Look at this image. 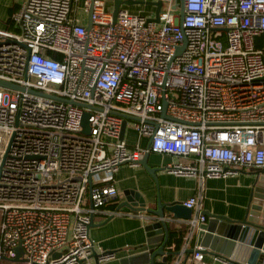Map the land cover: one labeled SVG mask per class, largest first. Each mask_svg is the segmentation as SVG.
Instances as JSON below:
<instances>
[{
    "label": "built area",
    "instance_id": "1",
    "mask_svg": "<svg viewBox=\"0 0 264 264\" xmlns=\"http://www.w3.org/2000/svg\"><path fill=\"white\" fill-rule=\"evenodd\" d=\"M141 1L161 2L157 23L148 21L155 6L143 15L122 5L114 20L112 0H24L13 30L0 32V80L24 88L0 87V264L16 248L26 264L114 260L89 225L116 214L107 209L120 197L114 176L146 153L168 157L164 172L197 184L182 203L192 215L170 264H183L186 249L185 264H206L201 247L189 248L206 221L205 181L264 169V46L255 49L264 0ZM124 116L134 119L133 147L119 140Z\"/></svg>",
    "mask_w": 264,
    "mask_h": 264
},
{
    "label": "water",
    "instance_id": "2",
    "mask_svg": "<svg viewBox=\"0 0 264 264\" xmlns=\"http://www.w3.org/2000/svg\"><path fill=\"white\" fill-rule=\"evenodd\" d=\"M94 0H91V3ZM133 5L155 6L154 18L148 21L158 22V13L161 2L151 3L135 0H112L113 18L115 20L120 7ZM92 8H90L91 12ZM180 22L183 18V7L179 5ZM91 26L90 14L87 21V29ZM264 46V33L255 39V49L262 50ZM0 87L24 91V88L7 83L0 80ZM29 93L43 95L33 90ZM58 99V98H55ZM74 106L88 108L87 105L72 102L70 100H62ZM165 116V112H162ZM89 114L84 113L81 120L82 134H89L88 124ZM122 122L119 140L123 141L126 132L127 120H134L132 117L124 116ZM6 150L3 155L1 166L7 157ZM150 153L144 154L143 158L138 162L147 175L154 181L156 186V201L154 207L149 208L143 197L134 190H125L122 195L124 202L120 207H126L131 211L143 212L147 216L145 219L143 230L145 233L144 244L126 249L129 254L119 260V264H170L169 258L180 254L173 253L167 249L168 243V225L170 222H185L191 218L192 210L185 208L178 202H162L158 190V179L156 173L164 172V168H151L147 164ZM255 181L250 190L247 206L244 215L240 219H231L225 216H218L203 212L206 221L200 224L194 232L197 246L203 249V254L207 256H220L229 259L231 262L238 264H264V169L255 173ZM94 226L93 221L89 225V229ZM17 259L22 255L20 248H16ZM193 249H186L184 254L189 255ZM114 253V252H113ZM54 258L59 255H54ZM96 260L97 254L91 255ZM187 258V257H186ZM186 258L183 264L186 262ZM24 261V260H23Z\"/></svg>",
    "mask_w": 264,
    "mask_h": 264
},
{
    "label": "crops",
    "instance_id": "3",
    "mask_svg": "<svg viewBox=\"0 0 264 264\" xmlns=\"http://www.w3.org/2000/svg\"><path fill=\"white\" fill-rule=\"evenodd\" d=\"M23 1L0 0V32L13 30L12 17ZM108 2V7H110L111 0H108ZM126 132H130L132 135L129 134L126 138ZM126 132L123 139L125 144L128 147L135 146L137 143L135 132L131 129H127ZM140 144L142 147H147V141L145 140H142ZM168 161V157L150 153L147 164L151 168H163ZM255 172V170L244 169L237 171L232 177L206 180L203 190V212L231 219H240L246 210L250 190L255 181ZM156 176L162 202H178L182 204L188 198L194 196L197 191V184L193 179L174 176L163 171L157 172ZM114 185L120 192V197L109 205L107 209L115 211L116 214L106 218H103V215H95L93 217L94 226L89 229V236L96 247H99L104 252H114L116 254L114 260L105 264H119V260L129 254L126 249L138 247L144 244L146 240L143 230L146 223L145 219L127 215V213H132V211L126 207H120L124 202L122 193L125 190L137 191L149 208L154 207L156 201L155 183L140 166H120L114 176ZM170 226L173 231L182 230L184 227L187 228L186 223L181 221L170 222ZM184 237L181 249L184 246ZM189 246V248L197 246L194 235ZM169 247H173L171 251H174V245ZM175 258L173 257V260ZM94 263L95 260L91 258L85 264ZM205 263L216 264L213 263L211 256L207 255L205 256ZM1 264L26 263L23 261L22 255H20L17 259L3 260Z\"/></svg>",
    "mask_w": 264,
    "mask_h": 264
},
{
    "label": "trees",
    "instance_id": "4",
    "mask_svg": "<svg viewBox=\"0 0 264 264\" xmlns=\"http://www.w3.org/2000/svg\"><path fill=\"white\" fill-rule=\"evenodd\" d=\"M52 57L54 59H58V55L57 54H51ZM170 224L168 225V243H167V247L174 245V251H171L173 253H178L181 251V246H182V239L185 235V233L187 232V228L184 227L182 230H178V231H173L170 229ZM173 257L176 256H171L169 258L170 263L173 260ZM184 257H188V255H184Z\"/></svg>",
    "mask_w": 264,
    "mask_h": 264
},
{
    "label": "rangeland",
    "instance_id": "5",
    "mask_svg": "<svg viewBox=\"0 0 264 264\" xmlns=\"http://www.w3.org/2000/svg\"><path fill=\"white\" fill-rule=\"evenodd\" d=\"M135 1H141V0H135ZM106 6H108V0H105ZM127 9L132 12V13H137V14H143V15H150L152 14V7L146 6V5H133V6H126ZM132 133L126 132V138Z\"/></svg>",
    "mask_w": 264,
    "mask_h": 264
}]
</instances>
